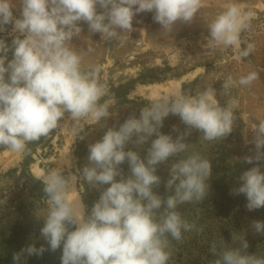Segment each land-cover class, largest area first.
Here are the masks:
<instances>
[{"label":"clouds","instance_id":"9594fccd","mask_svg":"<svg viewBox=\"0 0 264 264\" xmlns=\"http://www.w3.org/2000/svg\"><path fill=\"white\" fill-rule=\"evenodd\" d=\"M200 6L201 0H19L16 16L13 0H0V31L11 24L20 34L10 45L0 42V48L11 52V59H0V147L24 151L27 144L57 128L65 113L74 120L90 116L99 121L108 116L107 107L98 103L106 91L98 80L99 69L85 71L81 56L68 46L82 31L81 22L90 33L114 37L117 30L132 31L137 14L151 12L154 21L171 32L177 22H191ZM253 15L229 3L207 26L210 42L240 49L241 33ZM252 47L241 51V57H248ZM257 78V73H249L238 84L249 87ZM230 87L231 78L222 84L225 91ZM214 96L209 89L155 101L90 144L81 175L99 191V198L84 214L69 198L67 179L58 171L50 172L43 187L49 208L40 228L47 247L30 243L13 253V264L57 250L60 264H167V236L179 240L182 229L194 227L176 209L204 200L212 164L198 153L172 163L163 181L166 195L155 191L162 183L157 171L188 150L191 130L207 141L232 132V108L237 102L220 107ZM170 114L186 126L184 132L173 126L172 131L179 132L175 139L161 131ZM252 133L254 152L242 162L253 166L239 175V184L232 189L233 194L245 196L249 211L264 208V120ZM125 163L127 174L121 167ZM250 226L264 235V221L254 220ZM231 239L239 246L221 245L218 250L215 243L211 245V255L218 257L214 264H264V257L247 252L246 233H232Z\"/></svg>","mask_w":264,"mask_h":264},{"label":"rangeland","instance_id":"374dc122","mask_svg":"<svg viewBox=\"0 0 264 264\" xmlns=\"http://www.w3.org/2000/svg\"><path fill=\"white\" fill-rule=\"evenodd\" d=\"M229 3L237 4L242 12L254 14L245 30L255 34L256 46L246 58L240 55L247 48L243 42L245 30L241 33L240 49L215 46L208 38V24ZM13 4L14 15L19 16V0H13ZM80 26L82 31L68 42V46L81 56L85 71L99 69L98 80L106 91L98 103L107 107L108 116L99 121L90 116L74 120L65 113L57 128L32 142L31 146L26 145L24 151L0 147V207L21 187L27 175L44 182L50 172L58 171L69 183L68 195L74 188L82 205V214L86 213L99 198V191L88 186L81 175V169L88 163V146L109 128L130 115H138L141 108L155 101L198 95L209 89L215 91L213 99L220 107H229L232 100L237 102L232 108V132L225 138L207 141L202 133L193 129L192 140L206 145V153L211 152L212 144L219 146L220 143L223 151L219 162L229 167L238 166V170L244 172L253 166L243 163L242 158L254 152L255 146L250 142L252 132L259 121L264 120V0H201L193 20L177 22L171 32L163 30L151 12L137 14L132 31L117 30L114 37L90 33L84 22ZM15 38H20V34L12 30L11 24L0 31V42L6 45ZM8 58L11 59L8 48H0V59ZM253 72L258 78L251 86L238 84L241 76ZM229 78L233 87L225 91L222 84ZM169 82H178V85L159 95L144 92L146 85ZM174 125L185 131L186 126L179 117L170 114L164 120L163 128L168 126L171 130H167L171 132ZM121 167L127 174V163ZM161 172L160 166L157 174ZM155 191L161 194V190ZM29 200L22 210L23 219L40 233L49 208L48 198ZM41 242L45 244L42 239ZM249 254L264 257V250Z\"/></svg>","mask_w":264,"mask_h":264},{"label":"trees","instance_id":"16d2710c","mask_svg":"<svg viewBox=\"0 0 264 264\" xmlns=\"http://www.w3.org/2000/svg\"><path fill=\"white\" fill-rule=\"evenodd\" d=\"M168 126L162 128L165 134H172L173 138L182 132H169ZM194 133H191L186 142L189 143L185 153L171 158L166 165H161L162 178L159 191L166 195L163 181L168 178V167L193 153L205 151L199 154L202 158L209 160L212 164V176L207 183L209 190L202 202H187L180 204L176 211L181 218L194 227L189 231L181 230V238L173 239L167 236L168 247L166 251L170 253L167 264H212L216 256L211 255L209 249L213 243L217 248L238 247L239 241L231 243V234L243 235L249 243L248 253H255L264 250V235L254 233L250 226L252 221H264V208L249 211L245 207L246 198L243 194L236 195L232 189L239 184V175L242 173L238 166L229 167L226 163H220L222 148L214 143L210 153H206L207 146L192 140ZM33 143L27 144L31 146ZM230 169H229V168ZM44 182L31 174L25 177L20 188L0 207V264H13L12 255L20 251L21 248L35 242L39 247L41 244L40 233L30 222L23 219L22 210L25 202L29 200H42L47 197L43 191ZM48 198V197H47ZM159 219V213L157 214ZM224 241L226 243H224ZM47 247V245H45ZM61 251H46L42 256L26 257L24 264H60Z\"/></svg>","mask_w":264,"mask_h":264},{"label":"bare ground","instance_id":"6f19581e","mask_svg":"<svg viewBox=\"0 0 264 264\" xmlns=\"http://www.w3.org/2000/svg\"><path fill=\"white\" fill-rule=\"evenodd\" d=\"M178 85V82H169L163 84H149L144 87V92L148 95H159L161 91H167L172 87ZM71 192L69 193V198L76 203V206L82 213V205L79 200L77 193L75 192L74 188H71Z\"/></svg>","mask_w":264,"mask_h":264},{"label":"built area","instance_id":"2783aa9c","mask_svg":"<svg viewBox=\"0 0 264 264\" xmlns=\"http://www.w3.org/2000/svg\"><path fill=\"white\" fill-rule=\"evenodd\" d=\"M249 28V27H247ZM243 42L248 46L249 44H251L253 48H255L256 46V38H255V34L251 31H247L245 30L243 33Z\"/></svg>","mask_w":264,"mask_h":264}]
</instances>
